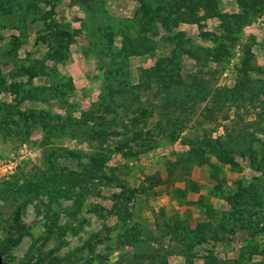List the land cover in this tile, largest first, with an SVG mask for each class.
<instances>
[{
	"label": "rangeland",
	"instance_id": "rangeland-1",
	"mask_svg": "<svg viewBox=\"0 0 264 264\" xmlns=\"http://www.w3.org/2000/svg\"><path fill=\"white\" fill-rule=\"evenodd\" d=\"M141 1L0 0V264H264V7L155 18L141 11L159 2ZM152 67L182 76L170 96L196 98V73L236 85L235 103L166 119L151 81L114 106L107 94ZM139 102H158L144 123ZM181 154L189 173L168 177Z\"/></svg>",
	"mask_w": 264,
	"mask_h": 264
},
{
	"label": "trees",
	"instance_id": "trees-1",
	"mask_svg": "<svg viewBox=\"0 0 264 264\" xmlns=\"http://www.w3.org/2000/svg\"><path fill=\"white\" fill-rule=\"evenodd\" d=\"M139 1L142 3L141 0H139ZM157 1L159 2V4H157L155 7H151L149 4L143 3L144 9L142 8L141 12L145 15L151 14L153 17H155L154 16L155 13L157 14V13H160L161 11H164V8H163V5H164V7L172 8V11H174V13H176L177 15H185V12H183L185 9L191 13H196V11H198L200 8H204L207 11H212L213 9H215L214 7L216 6L215 0H157ZM237 3L239 5V7L242 8V10L245 9L247 6H250V8L253 10L254 14H258L262 10V8L264 7V0H237ZM104 17H108V16H104ZM177 19H181L183 21H190L186 16H178ZM224 23L226 24L227 22L224 21ZM115 24L122 26L121 29L119 30V32L123 33V35H124L123 37H124L125 42H123V47L125 49L126 45L131 44L130 40L133 38L125 35V32H124L125 28L123 25L124 24L123 20H119V22H117ZM111 26L112 25L110 23H107L104 26L99 25L98 31H103L104 28L107 29V28H110ZM127 27H129V25ZM113 28H114V25H113ZM129 29H131V27ZM107 35L109 36L108 32L106 34V37H107ZM98 38L101 40L100 37H98ZM91 43H92V41H91ZM138 47H141V46L138 45ZM126 51H127L126 52L127 55L135 54L134 51H133V53L129 50H126ZM136 51H137L136 53H138V54L147 52L144 50H141V51L136 50ZM109 55L112 57V54H109ZM168 61H172V59L168 58ZM176 69H179L178 64L176 65ZM164 71L167 72L168 70H165V69L162 70L159 67H152L149 70H143L142 71L143 74L140 75L139 84L134 86V85H129V83H127L126 84L127 86L125 88L114 89V92L112 93V91H111V94L109 92V94H107V96L112 99L111 101L113 102L114 106L121 107V106L125 105V103H126V105H128L129 103H132L130 101H133V100H135V102L139 101V100H137L138 95H135V94L132 95V90H134V88L145 89V88H148L149 83L151 81H161L160 86H158L156 93L161 92L159 90H162V93L160 94L161 96L159 97V99H160L159 105L161 106L163 111H165L163 113V115H165L166 119L171 118L170 111L173 108H176L178 105H183L190 100L194 103H197L200 101L202 103L204 102V105L202 106V112H203L202 115L206 119L214 118L216 113L218 111L220 112L224 106H227L230 103H235L234 101L236 100V96H235L236 85H234L232 88L224 86V87L213 88L211 90V89H209V87L207 85H205V82L201 78H199L198 74H196V73L192 75L193 81L197 82V86L195 89H196V93L198 96H196V98H191L190 96H188L187 92L184 96L181 94H178L176 96H170L171 95L170 90L172 88V85L174 84V82L177 83L178 81H180L182 79V76H180L177 72L175 74L176 79L173 80L172 76L165 74ZM158 73H160V74H158ZM199 73H202V70H199ZM240 74L241 73L239 72V75ZM239 80L240 79H238L237 81L239 82ZM241 86H242V84H241ZM118 96H121V97L118 98ZM150 105H151V108H150L148 113L144 108L141 109L140 102L137 105V109L141 113L140 119L142 120L143 123L147 120L146 118L148 116L152 115V113H153L152 107L158 105V102L154 103V105L153 104H150ZM87 114H88V112H82L81 115H82L83 119H81V121L79 120L78 122H83V124H84L85 123L84 120H85V118H87L86 117ZM178 121H179V119L177 117H175L174 122L172 124L171 133L173 132L174 129L177 128ZM131 125L132 126H130V128L134 129V127L136 126V119H135V121L133 120L131 122ZM164 129L165 128L162 127L161 131H164ZM138 130H139L138 132L140 133V136H142L143 132L141 131L140 128ZM171 133H170V135H171ZM141 141H142V143H144L148 140L146 138L141 137ZM121 149H122V146L119 150L120 152L123 151ZM75 156H76V154H75ZM192 163L194 164V162L188 156H185L182 154L177 159H175L174 161L168 160L166 162L168 177L172 176L174 171H176V169L184 170L183 175H186L185 172H187V174H188L190 168L192 167ZM95 166H96V168H100L102 166V164L96 163ZM84 175H85L84 172L78 174V178H79L80 182L83 181L82 176H84ZM99 178L101 179V181H104V183H108V184L111 183V180H108V179L106 180L104 175L103 176L99 175ZM115 182L118 185H120L122 183L120 178H118V177L115 178ZM87 244L92 246V242L90 240L88 241ZM215 263L220 264L221 262L216 260ZM150 264H153L152 259L150 261Z\"/></svg>",
	"mask_w": 264,
	"mask_h": 264
}]
</instances>
